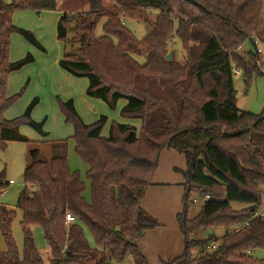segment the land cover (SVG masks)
<instances>
[{
    "label": "trees",
    "instance_id": "obj_1",
    "mask_svg": "<svg viewBox=\"0 0 264 264\" xmlns=\"http://www.w3.org/2000/svg\"><path fill=\"white\" fill-rule=\"evenodd\" d=\"M114 2L105 8L102 0H88L87 12L63 13L57 34L66 51L59 65L77 78H87V96L102 100L110 109L125 100L121 116L141 118V127L112 121L104 136L107 115L85 123L73 99H57L65 123L74 128L70 138L75 152L87 167L90 199L85 195L87 183L69 165L70 138L49 141L50 160L42 159L39 149L32 150L16 205L22 211L23 249L19 250L13 234L17 211L0 204V232L7 246L0 251V264H113L129 256L135 264H150L141 253L140 241L159 223L143 200L167 147L185 154L188 163L185 212L180 219L186 252L177 263L264 264L255 256V251H264V220L252 218L260 207L264 184V112L240 110L234 87L237 66L247 86L254 74L264 72L255 63L258 51L249 52L243 65L232 55L247 38L260 33L264 0ZM56 7L57 0L0 5L1 149L12 141L30 142L20 130L22 125L44 138L50 135L45 129L47 117L37 121L32 116L39 98L14 118H7L5 112L22 94L8 95L10 74L35 61L31 53L10 60L12 35L18 33L46 52L32 31L14 24V14ZM149 11L157 12L155 19ZM127 20L146 25L142 39L127 27ZM100 24L103 33L98 35ZM72 25L75 32L70 38ZM172 37L188 54L184 65L168 58ZM9 185L5 172L0 173V196ZM191 191L198 192L202 201L194 218L189 213L199 200L191 198ZM234 202L246 206L236 211ZM68 213L73 221H67ZM248 219V225L234 231ZM34 227L42 229L46 254L36 244ZM216 228L225 230L220 239L215 233L191 238L198 230ZM212 242L216 249H207ZM192 248L201 250L192 256Z\"/></svg>",
    "mask_w": 264,
    "mask_h": 264
},
{
    "label": "rangeland",
    "instance_id": "obj_2",
    "mask_svg": "<svg viewBox=\"0 0 264 264\" xmlns=\"http://www.w3.org/2000/svg\"><path fill=\"white\" fill-rule=\"evenodd\" d=\"M12 1L13 0H0V5L9 4ZM58 2L59 7L65 8L68 13L87 12L89 10L88 0H58ZM102 2L105 8L115 5L114 0H102ZM149 15L151 19H155L157 12L151 11ZM13 21L17 26L18 24H23V26L29 28L30 26H33L31 24L34 20L32 19L30 12L22 9L15 12ZM126 25L138 39H142L147 33L146 25L142 22L127 20ZM74 32V26L72 25L69 29L70 38L73 36ZM102 33V25L100 24L97 34L101 35ZM16 35L20 36L24 41L26 40L18 33H14L11 38L12 47L14 49V55L12 54V58L20 59L25 56L26 53H23L21 49H17V47L20 46V43L16 40ZM76 45L79 46V43H76ZM50 49L51 51L53 50L51 46ZM68 50L71 51L72 49L68 48ZM257 51L259 54L255 59V63L258 69H260L261 72H264V9L260 33L258 35H253L251 38H247L241 48L233 52L232 55L236 63L239 62L240 65H243V63H245L244 58L247 57V54L249 52L255 54ZM167 54L168 56L171 55V58L174 59V61H178L182 65L188 60L186 50L182 47L181 41L176 37L170 39L167 47ZM137 59L140 63L144 62L143 57H137ZM39 61L41 62V60ZM35 67L36 65H32L25 68L22 72H19L20 74H17V76L14 75L10 81V86L8 88L9 94L22 92L21 96L9 107L11 114H15L14 117L22 114L27 104H29L35 96L43 98V104L35 110L34 116L37 119L33 116L34 119L40 121L45 114L52 113L51 107H49L48 93L42 89L39 91L38 86L35 85L37 82V80L34 82L33 76L35 73ZM239 69L240 68L237 66L234 76V87L237 91V105L239 109L253 114H262L264 112V75L254 74L251 83L247 86L244 83L243 72L239 71ZM29 77H31L30 81L28 79ZM120 104L123 105L124 103L121 102ZM108 111L110 114L114 113V110L112 109H109ZM51 117L52 119L48 123V128L51 129L53 134H68V129L73 132V126L66 124L63 121L61 122L56 114ZM137 119L141 121V118H133V121ZM22 126L23 130H26V132L37 133L39 135V133L30 126ZM46 126L47 124L45 125V129ZM23 134L28 137L26 133ZM28 138L30 139V142L12 141L8 142L4 149L0 148V173L5 172L6 179L10 182L8 188L0 196V204L6 205L9 209H15L17 211V217L13 223V234L20 251L23 249V233L20 225L22 221V211L17 209L16 205L19 195L25 186L23 176L29 163V154L32 150L39 149L42 159L50 160L51 158L49 142H40L34 138ZM68 159L70 168L73 171H77L87 183L85 195L89 200L90 185L86 179L87 167L76 154L72 138L69 139ZM187 168L188 163L185 154L170 147L163 149L153 185L147 189L143 200L147 212L159 223V226L148 231L140 242L141 253L147 258L150 264H178L177 261H180L181 257H183L186 252L185 235L180 227V219L185 212L184 183L186 182L185 173ZM191 198H198L199 200V202L191 208L189 213V217L194 218L200 213L202 201L196 191H191ZM245 206L246 204L240 202L232 203V209L236 211L243 209ZM211 233H215L216 237L220 239L224 235L225 230L222 228L198 230L191 235V238H207ZM86 235L91 244L95 245L94 239L87 229ZM34 236L39 250L43 254H46L48 248L42 229L34 227ZM6 248L7 246L4 237L0 232V251H6ZM200 250L201 248H192V256H196ZM255 256L264 260V251H255ZM113 264H135V260L133 257L129 256L123 262H114Z\"/></svg>",
    "mask_w": 264,
    "mask_h": 264
},
{
    "label": "crops",
    "instance_id": "obj_3",
    "mask_svg": "<svg viewBox=\"0 0 264 264\" xmlns=\"http://www.w3.org/2000/svg\"><path fill=\"white\" fill-rule=\"evenodd\" d=\"M25 10L27 12H30L32 16V19L34 21L31 25L33 26H30L28 28L23 26V24H18V27L32 31L37 37V39L40 41V43L45 47L46 52L41 51L39 48L33 46L28 41H24V39L16 35V40L20 43V46H18L17 49H21L23 53L26 54L31 53L34 56L35 61L30 64H27L21 70L12 72L9 76L8 88L10 86V81L12 80L14 75L17 76V74H20L19 72H22L25 68H28L32 65H36L34 69L35 73L33 74L34 82H36L37 80L35 85L38 86L39 91H41L42 89L46 93H48L47 97L49 98V107H51L52 113L45 114L43 118L40 119L42 120L47 117L46 129L50 132V135L48 137L44 138L40 134L38 135L37 133L34 134L32 132H26V130H23V126L20 127L21 132L26 133L28 137H31V139L34 138L40 142H49L53 140L66 139L72 137L74 134V130L72 132L70 129H68V134L62 135L58 133L53 134L51 132V129L48 128V123L51 121V116H54V114L57 115L58 119H60L61 122H65V116L62 114L58 107L57 99H61L63 101L73 99L75 108L81 115L85 123H93L100 117V115H107L108 122L104 125L102 130V134L104 136H108L110 124L112 121L128 123L136 126L139 129L141 127V121L139 119H137L138 121H133V118L123 117L120 114L121 108L126 103L125 100H120L118 102L117 108L114 110V113L110 114L108 111L110 108L105 102L100 99L87 96L86 90L89 85V81L87 78H77L60 67L59 61L63 57L66 49L64 43L58 39L57 24L63 13L68 11H66L65 8L59 7L58 0L57 7L55 10H34L28 8ZM50 46L53 48L52 51L50 49ZM11 49L10 60H18L17 58H12V54L14 55L12 40ZM39 60H41V62ZM28 79L30 81L31 77H29ZM14 94H16V92L13 94L8 93V95ZM35 97L39 98V103L34 109L32 116H34L35 110L43 104V98H41L40 96ZM121 102H123L124 104L121 105ZM7 110L5 112V116L7 118H12L15 116V114H11V110L9 108Z\"/></svg>",
    "mask_w": 264,
    "mask_h": 264
},
{
    "label": "built area",
    "instance_id": "obj_4",
    "mask_svg": "<svg viewBox=\"0 0 264 264\" xmlns=\"http://www.w3.org/2000/svg\"><path fill=\"white\" fill-rule=\"evenodd\" d=\"M237 73V72H236ZM10 183V182H9ZM260 207L258 210L254 211L252 214V218H261L264 220V184L261 187V191H260V203H259ZM66 219L67 221H73L74 220V216H72L70 213H68L66 215ZM251 219H248L247 221H245L243 224H240L238 226H236L234 228V231H239L240 229H242L245 225H248L250 223ZM209 250H214L216 249V243L212 242V244L208 245L207 247ZM47 253V252H46ZM46 264H51V263H46Z\"/></svg>",
    "mask_w": 264,
    "mask_h": 264
},
{
    "label": "water",
    "instance_id": "obj_5",
    "mask_svg": "<svg viewBox=\"0 0 264 264\" xmlns=\"http://www.w3.org/2000/svg\"><path fill=\"white\" fill-rule=\"evenodd\" d=\"M168 57H169V59H170V58H171V55H169Z\"/></svg>",
    "mask_w": 264,
    "mask_h": 264
}]
</instances>
